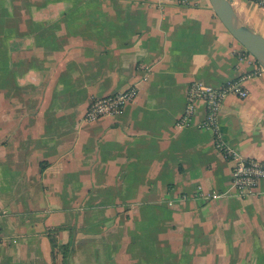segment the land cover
<instances>
[{
    "label": "crops",
    "instance_id": "1",
    "mask_svg": "<svg viewBox=\"0 0 264 264\" xmlns=\"http://www.w3.org/2000/svg\"><path fill=\"white\" fill-rule=\"evenodd\" d=\"M231 2L264 37V9ZM259 66L208 0H0V264H264V179L236 191L202 101L175 125L189 83ZM244 85L220 130L264 161V73Z\"/></svg>",
    "mask_w": 264,
    "mask_h": 264
},
{
    "label": "built area",
    "instance_id": "2",
    "mask_svg": "<svg viewBox=\"0 0 264 264\" xmlns=\"http://www.w3.org/2000/svg\"><path fill=\"white\" fill-rule=\"evenodd\" d=\"M249 1L264 9V0ZM261 73H264V69L259 66L255 71L237 79L228 80L218 87L199 81H192L185 92L186 102L183 114L175 124L179 127L190 125L196 112V103L198 101L204 103L205 116L200 123V127L213 132L214 147L226 159H230L233 162L231 183L241 196L253 193L258 182L264 179V161L243 156L231 148L223 138L218 115L227 96L234 95L238 98H245L248 95V90L244 85L245 81ZM136 95L137 88L133 85L123 91L93 98L85 110L84 120L92 121L102 116L120 114L125 106L135 99ZM211 197L215 198L217 195H212Z\"/></svg>",
    "mask_w": 264,
    "mask_h": 264
},
{
    "label": "water",
    "instance_id": "3",
    "mask_svg": "<svg viewBox=\"0 0 264 264\" xmlns=\"http://www.w3.org/2000/svg\"><path fill=\"white\" fill-rule=\"evenodd\" d=\"M208 1L212 11L226 30L264 69V37L239 18L231 0Z\"/></svg>",
    "mask_w": 264,
    "mask_h": 264
},
{
    "label": "trees",
    "instance_id": "4",
    "mask_svg": "<svg viewBox=\"0 0 264 264\" xmlns=\"http://www.w3.org/2000/svg\"><path fill=\"white\" fill-rule=\"evenodd\" d=\"M49 240H50V242H51V245L53 246V247H55V240H54V237L52 236V235H49Z\"/></svg>",
    "mask_w": 264,
    "mask_h": 264
}]
</instances>
